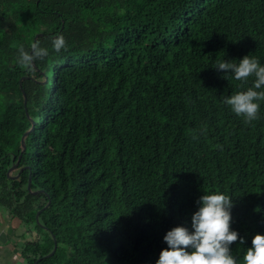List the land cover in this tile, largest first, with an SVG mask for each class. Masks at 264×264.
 <instances>
[{"label": "trees", "instance_id": "1", "mask_svg": "<svg viewBox=\"0 0 264 264\" xmlns=\"http://www.w3.org/2000/svg\"><path fill=\"white\" fill-rule=\"evenodd\" d=\"M36 39L49 55L25 70ZM245 55L264 65V0H0V209L34 233L22 264H156L205 193L231 197L243 264L264 235V101L245 124L224 100L253 78L214 66Z\"/></svg>", "mask_w": 264, "mask_h": 264}, {"label": "clouds", "instance_id": "2", "mask_svg": "<svg viewBox=\"0 0 264 264\" xmlns=\"http://www.w3.org/2000/svg\"><path fill=\"white\" fill-rule=\"evenodd\" d=\"M51 48L59 54L67 50L63 35L51 37ZM30 50L20 46L16 62L25 69L31 70L37 60L49 55V49L41 46L39 39L29 45ZM217 61V70H224L225 77L246 84L250 77L252 85L246 90L238 91L225 97L224 103L231 111L250 124L259 118L260 101H264V65L255 57L245 55L238 63ZM198 210L191 217V231L188 227L178 225L167 231L163 237L167 248L161 250L156 264H237L231 255L230 245L238 240V233L231 230V197L222 193L203 194L197 201ZM244 243V238H239ZM243 264H264V235L257 233L252 238V246L243 256Z\"/></svg>", "mask_w": 264, "mask_h": 264}, {"label": "rangeland", "instance_id": "3", "mask_svg": "<svg viewBox=\"0 0 264 264\" xmlns=\"http://www.w3.org/2000/svg\"><path fill=\"white\" fill-rule=\"evenodd\" d=\"M0 211H1V209H0ZM4 222H6V224L3 225L4 226V232H7L8 234L13 235V236H16V237H20L18 239L13 238L14 241H17L19 243L18 244L19 247L22 244V240H25L26 238L29 239V238H32V236H34V233H29V232L26 233L25 232L26 229H25L24 226H22V227L20 226L18 228L16 226H13V225L11 226L10 225V227H9L8 226V223L11 222V220H8L7 216H5ZM2 235L5 237L4 234H2ZM9 237H11V236H9ZM1 243L4 244V243H6V241L3 242V240L0 239V244ZM9 243H10V245H8L9 250L7 249V247L6 248H4V247L3 248H0L1 252H6L7 253V250H8V252L10 251L9 252L10 253V257H9L10 259L9 258L8 259L6 258L4 264H22L21 258L18 259L19 249L18 248H15L13 246V243H12L11 239H10ZM64 255H65L64 252H59V258H63Z\"/></svg>", "mask_w": 264, "mask_h": 264}, {"label": "crops", "instance_id": "4", "mask_svg": "<svg viewBox=\"0 0 264 264\" xmlns=\"http://www.w3.org/2000/svg\"><path fill=\"white\" fill-rule=\"evenodd\" d=\"M5 216H6L5 213H3L2 211H0V239H2L3 242L6 241V243H4V244L1 243L0 244V248H3V247L6 248L7 247V249L9 250L8 245H10L9 241L11 239V241L13 243V246L15 248H18L19 249V247H18L19 246L18 245L19 243L17 241H14L13 238L18 239L20 237H16V236H13V235L8 234L7 232H4V226L3 225L6 224V222H4ZM10 225L11 226L13 225V226H16V227L19 228L20 227V221L17 220V219H12L11 222L8 223V226L9 227H10ZM2 234H4L5 237ZM9 236H11V237H9ZM23 241L24 240H22V242ZM8 250H7V253L6 252H1V250H0V264H4L5 259L6 258L8 259L10 257V253H9L10 251L8 252Z\"/></svg>", "mask_w": 264, "mask_h": 264}, {"label": "water", "instance_id": "5", "mask_svg": "<svg viewBox=\"0 0 264 264\" xmlns=\"http://www.w3.org/2000/svg\"><path fill=\"white\" fill-rule=\"evenodd\" d=\"M29 183H30V178L28 180V188H29ZM38 213H39V211L35 215L36 220H37V217H38ZM55 250H56V243L54 244L53 250L50 252L49 255L53 254L55 252Z\"/></svg>", "mask_w": 264, "mask_h": 264}]
</instances>
